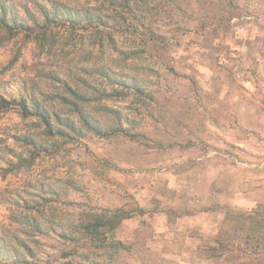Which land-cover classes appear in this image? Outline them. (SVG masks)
<instances>
[{
  "label": "rangeland",
  "instance_id": "rangeland-1",
  "mask_svg": "<svg viewBox=\"0 0 264 264\" xmlns=\"http://www.w3.org/2000/svg\"><path fill=\"white\" fill-rule=\"evenodd\" d=\"M47 1L9 0L20 18L37 15ZM52 1L99 14L106 27L103 40L76 33L67 44L56 37L50 48L0 29V95L22 82L52 93L51 101L36 96L53 115L51 123L56 114L77 130L47 137L13 108L0 116L5 252L25 264L263 262V255L243 251L244 216L264 205V0L231 11L224 0H177L178 8L166 0H149L147 8L129 0L127 10L107 0ZM151 33L162 41L151 40ZM122 51L136 54L124 62ZM96 65L142 82L153 100L145 109H135L131 98L93 102L92 92L76 89L70 77L100 88L83 76ZM42 71H55L59 81L44 80ZM63 81L84 94L85 102L76 103L91 116L110 124L112 115L103 109L117 111L136 138L105 139L80 129ZM18 134L28 139L14 141ZM32 138L48 150L31 160ZM7 148L30 165L9 162ZM118 208L142 213L122 222L104 247L75 233L81 218ZM214 245L225 247L222 256L210 255Z\"/></svg>",
  "mask_w": 264,
  "mask_h": 264
},
{
  "label": "trees",
  "instance_id": "trees-1",
  "mask_svg": "<svg viewBox=\"0 0 264 264\" xmlns=\"http://www.w3.org/2000/svg\"><path fill=\"white\" fill-rule=\"evenodd\" d=\"M83 1H97V0H83ZM106 1V0H102ZM149 0H139V3L143 4L144 8L149 6ZM108 3L118 6L120 9L127 10L130 8L129 0H107ZM225 6L228 10H236L239 7L244 9L256 8L259 0H224ZM166 3L170 4L173 8H178L177 0H166ZM106 27L104 19L99 15L89 10H74L58 1H47L46 4H39L37 9V15H27L26 18L18 17L15 10L12 8L9 0H0V29L2 32L10 37H20L22 39L30 38L39 47L50 48L56 37H65L66 44L73 38L76 33H89L90 37L94 41L103 40L101 38L102 32ZM106 41L111 38L105 36ZM150 38L153 41L161 42L162 39L158 36L150 34ZM99 46L98 42H96ZM122 60L126 62L131 60L135 52L120 53ZM117 68V67H116ZM120 68V66H118ZM71 75L72 82L74 80L75 88H86L92 93L93 102H100L103 100H127L131 98L132 104L135 109L146 108L149 105V101L153 100L152 95L149 93L147 86L142 82L130 78L116 69L106 68L105 66L89 67L83 76L87 78H93L95 85L101 86L100 88L91 85L84 78H75ZM41 77L53 84L59 81L58 74L55 71H42ZM92 80V81H93ZM91 81V80H90ZM79 83V85L77 84ZM93 84V83H92ZM65 91L71 93V97L74 101H67V107L71 115H75L77 123L80 129L92 133L96 137L111 139L117 137H123L128 139H135L136 135L131 133L132 127H124L121 121L120 115L117 111L112 109H103L108 111L113 118V122L108 124L101 122L100 120L91 116L86 112L80 103L76 101L85 102L84 94L80 91L74 90L68 85L67 81H63L61 84ZM42 97L43 101H51L55 98V95L49 92L35 91L31 85H27L25 82L17 85L16 90L10 92L8 95H0V116L10 109L17 110L18 115L22 118L28 127L36 129L38 125L43 130V134L48 136L65 137L66 132L75 133L76 123L69 118H62L59 115H54V122L51 123V115L49 111L37 100L36 96ZM81 105V106H80ZM29 122H33L31 125ZM131 125V124H130ZM42 134V133H41ZM45 136V137H46ZM16 142H23L28 139L27 136L13 135L12 138ZM29 157L34 159V154L37 156L38 152L48 150V147L42 144H37V141L32 138L29 142ZM51 148H55V145H50ZM6 154L10 160L16 159L19 165H30L28 159L23 157L21 153H14L10 148L6 149ZM38 151V152H36ZM34 153V154H33ZM27 163V164H25ZM13 170L17 167L11 165ZM142 213L139 209L125 210L118 208L110 211L109 213H101L98 215H88L79 220V223L75 225L76 234H80L81 238L97 245L99 248L104 247L109 241L108 235L115 232L118 226L125 220L132 218L134 213ZM244 220L247 221V229L244 239L245 251H243L247 257L263 255L264 258V205L256 207L252 212L244 216ZM220 249L214 245L209 249L210 255H214V258L222 256L225 247L218 245ZM219 252V253H217ZM253 261V260H252ZM264 262V261H263ZM261 261H257L252 264H261ZM23 259L17 257L16 254H7L0 245V264H22ZM25 264V263H24ZM243 264V263H242Z\"/></svg>",
  "mask_w": 264,
  "mask_h": 264
}]
</instances>
